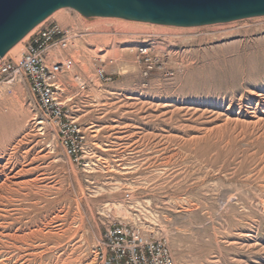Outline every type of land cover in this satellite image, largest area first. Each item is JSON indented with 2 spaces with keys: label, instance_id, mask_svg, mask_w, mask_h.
I'll return each instance as SVG.
<instances>
[{
  "label": "rangeland",
  "instance_id": "obj_1",
  "mask_svg": "<svg viewBox=\"0 0 264 264\" xmlns=\"http://www.w3.org/2000/svg\"><path fill=\"white\" fill-rule=\"evenodd\" d=\"M46 22L89 32L61 77L83 159L23 83L0 99V264H96L121 223L175 264H264V17L174 28L64 9ZM98 57L116 60L106 82Z\"/></svg>",
  "mask_w": 264,
  "mask_h": 264
},
{
  "label": "built area",
  "instance_id": "obj_2",
  "mask_svg": "<svg viewBox=\"0 0 264 264\" xmlns=\"http://www.w3.org/2000/svg\"><path fill=\"white\" fill-rule=\"evenodd\" d=\"M88 34L81 28H63L46 22L34 38L25 42L18 60L6 57L0 61V99L11 95L15 86L23 83L46 120L56 124L58 136L77 162L83 159L84 136L65 109L61 77L78 63L75 55L78 44ZM99 59L96 74L106 82V68L116 60L99 64ZM96 264H175V261L166 242L148 237L138 226L121 223L106 231L96 251Z\"/></svg>",
  "mask_w": 264,
  "mask_h": 264
},
{
  "label": "water",
  "instance_id": "obj_3",
  "mask_svg": "<svg viewBox=\"0 0 264 264\" xmlns=\"http://www.w3.org/2000/svg\"><path fill=\"white\" fill-rule=\"evenodd\" d=\"M64 9L84 18L194 28L264 17V0H0V61Z\"/></svg>",
  "mask_w": 264,
  "mask_h": 264
},
{
  "label": "bare ground",
  "instance_id": "obj_4",
  "mask_svg": "<svg viewBox=\"0 0 264 264\" xmlns=\"http://www.w3.org/2000/svg\"><path fill=\"white\" fill-rule=\"evenodd\" d=\"M61 11V10H60ZM60 11H58L57 13H55L54 15H53V17L55 16V15H57ZM43 24L44 23H42L41 25H39L38 27H36L21 43H19L16 47H14L8 54H7V57L10 55V54H12L13 52H16L22 45H23V43H25L29 38L31 39V38H34V34H36V33H38L39 31H40V29H41V27L43 26ZM148 51V50H147ZM143 53V52H142ZM21 183V182H20ZM7 185V183H4V186L3 187H5ZM24 186V185H23ZM19 223H20V221H19ZM49 226V225H48ZM27 238V237H26ZM32 244V243H31ZM30 244V245H31ZM32 246V245H31ZM37 252V251H36Z\"/></svg>",
  "mask_w": 264,
  "mask_h": 264
}]
</instances>
